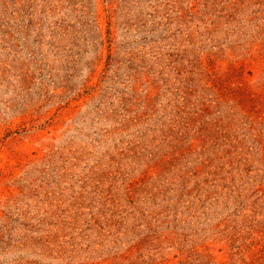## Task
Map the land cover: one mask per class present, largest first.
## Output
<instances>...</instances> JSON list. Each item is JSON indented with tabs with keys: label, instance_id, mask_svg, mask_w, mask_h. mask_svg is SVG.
<instances>
[{
	"label": "rangeland",
	"instance_id": "374dc122",
	"mask_svg": "<svg viewBox=\"0 0 264 264\" xmlns=\"http://www.w3.org/2000/svg\"><path fill=\"white\" fill-rule=\"evenodd\" d=\"M0 264H264V0H0Z\"/></svg>",
	"mask_w": 264,
	"mask_h": 264
}]
</instances>
